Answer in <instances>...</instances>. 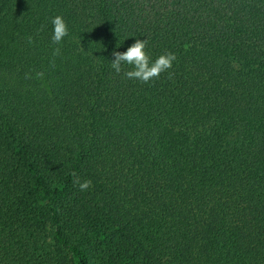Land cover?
I'll return each mask as SVG.
<instances>
[{
	"label": "trees",
	"instance_id": "trees-1",
	"mask_svg": "<svg viewBox=\"0 0 264 264\" xmlns=\"http://www.w3.org/2000/svg\"><path fill=\"white\" fill-rule=\"evenodd\" d=\"M0 264H264V0H0Z\"/></svg>",
	"mask_w": 264,
	"mask_h": 264
},
{
	"label": "clouds",
	"instance_id": "clouds-1",
	"mask_svg": "<svg viewBox=\"0 0 264 264\" xmlns=\"http://www.w3.org/2000/svg\"><path fill=\"white\" fill-rule=\"evenodd\" d=\"M53 34L51 37L52 43L58 45L53 51V57L61 55V47L65 37L69 36L68 25L62 16H55L52 21ZM27 42L32 44L33 37L29 36ZM148 45V40L137 39L125 52L114 51L113 56L115 59L111 62V67L117 75L123 72L126 79L139 81L142 84H148L160 78L162 73L168 72L169 78L172 73L174 62L177 60L175 53L167 52L160 55L152 61L150 55L145 51ZM55 64V60L51 62ZM123 65H128L129 69L124 70ZM28 74H26L27 78ZM73 177V184L77 186L80 191H88L92 187V181L89 179L82 180L75 172L71 173Z\"/></svg>",
	"mask_w": 264,
	"mask_h": 264
}]
</instances>
